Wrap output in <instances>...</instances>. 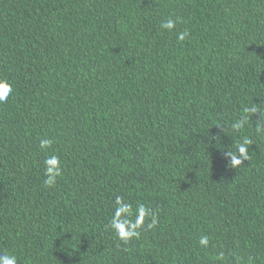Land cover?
I'll return each instance as SVG.
<instances>
[{
  "label": "trees",
  "instance_id": "16d2710c",
  "mask_svg": "<svg viewBox=\"0 0 264 264\" xmlns=\"http://www.w3.org/2000/svg\"><path fill=\"white\" fill-rule=\"evenodd\" d=\"M0 77L13 86L0 103V252L264 264V118L244 114L264 111V0H0ZM245 137L249 159L232 167ZM51 154L62 174L48 188ZM117 196L156 227L146 218L119 240Z\"/></svg>",
  "mask_w": 264,
  "mask_h": 264
},
{
  "label": "clouds",
  "instance_id": "9594fccd",
  "mask_svg": "<svg viewBox=\"0 0 264 264\" xmlns=\"http://www.w3.org/2000/svg\"><path fill=\"white\" fill-rule=\"evenodd\" d=\"M177 21L171 18L163 21L161 23V28L171 31L175 28ZM189 33L187 31L180 32L178 35V40L183 41L188 37ZM13 92V86L9 82L8 78L0 77V103L5 102L9 94ZM258 111L261 112L262 118H264V111L259 110L256 105H252L251 108L245 107L244 114L245 116H250L256 114ZM243 121L234 125L233 127L239 130L243 127ZM257 132L264 131V126L257 125ZM252 141L245 137L243 143L238 145V152L242 159L236 158L235 155L232 157V167L241 166L244 159H249L248 156V145ZM53 140L50 138H44L40 140L39 147L41 150L51 148ZM62 174V162L60 157L56 154L48 155L44 160V176L45 179L43 184L45 187L51 188L54 187L57 178ZM134 217V218H133ZM149 218L150 223L147 227L149 229L155 228L157 225V217L152 213L150 208L145 207L144 204L138 203L133 210V205L125 201L121 196H117L114 202V210L112 217L110 219V227L115 232L119 240L124 243H128L133 238H138L140 235V229L144 226L145 219ZM199 244L207 248L209 246V238L207 236H202L199 239ZM218 261H224L225 254L223 252L219 253L216 256ZM0 264H18V258L14 254H9L7 251L0 252Z\"/></svg>",
  "mask_w": 264,
  "mask_h": 264
}]
</instances>
